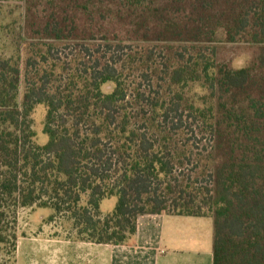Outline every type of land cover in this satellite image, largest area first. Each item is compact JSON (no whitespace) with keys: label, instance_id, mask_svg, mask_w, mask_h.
<instances>
[{"label":"trees","instance_id":"trees-1","mask_svg":"<svg viewBox=\"0 0 264 264\" xmlns=\"http://www.w3.org/2000/svg\"><path fill=\"white\" fill-rule=\"evenodd\" d=\"M45 1L26 0L37 41L21 104L19 59L0 58V264H14L16 212L32 206L112 246L142 215L210 217L212 264H264V0ZM222 41L257 46L255 61L217 63Z\"/></svg>","mask_w":264,"mask_h":264},{"label":"rangeland","instance_id":"rangeland-1","mask_svg":"<svg viewBox=\"0 0 264 264\" xmlns=\"http://www.w3.org/2000/svg\"><path fill=\"white\" fill-rule=\"evenodd\" d=\"M28 1L33 3L32 9L37 12H41L46 3L45 0ZM25 9L26 0H0V58L13 57L19 59L21 71L17 97L19 104H21L24 92L25 49L28 43H36L37 41L28 40L27 42L25 40L22 29ZM221 37L219 35L220 39ZM44 42L47 40H40L39 43ZM215 47L216 62L236 69L253 63L259 49L255 45L243 42L225 43L223 41L218 42ZM70 51H72L70 48L62 49L58 56L63 60H66V57L69 59L71 57L69 56ZM116 55L120 57L124 54L118 51ZM136 75L139 77L140 74ZM128 81L135 83L138 79L131 76ZM113 87L114 84L107 83L101 87V90L109 93ZM45 113L46 109L43 104L36 105L31 113L32 129L36 134L35 140L38 144H44L47 140L46 135L43 134ZM114 205L115 198L105 199L101 202L100 209L102 213H107L113 209ZM202 221L204 227L208 225V229L212 228L210 218ZM15 237V249L12 254L14 264H95L99 259V254L101 255L104 249L102 245L94 248L80 246L77 230L73 228L68 215L55 214L49 208H37L35 206L17 210ZM110 248V246L105 248L107 260H111L112 251Z\"/></svg>","mask_w":264,"mask_h":264},{"label":"crops","instance_id":"crops-1","mask_svg":"<svg viewBox=\"0 0 264 264\" xmlns=\"http://www.w3.org/2000/svg\"><path fill=\"white\" fill-rule=\"evenodd\" d=\"M209 218L163 212L142 215L129 244L112 246L80 242V246H103L95 264H212L213 223L209 229L208 225H202V220ZM109 246L111 260H107L105 254V248Z\"/></svg>","mask_w":264,"mask_h":264}]
</instances>
